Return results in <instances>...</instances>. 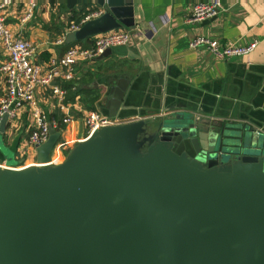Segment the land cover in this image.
Wrapping results in <instances>:
<instances>
[{
	"label": "water",
	"instance_id": "1",
	"mask_svg": "<svg viewBox=\"0 0 264 264\" xmlns=\"http://www.w3.org/2000/svg\"><path fill=\"white\" fill-rule=\"evenodd\" d=\"M45 1L103 9L68 45L136 28L133 0ZM198 112L104 127L46 166L52 127L36 165L0 170V264H264V136Z\"/></svg>",
	"mask_w": 264,
	"mask_h": 264
},
{
	"label": "crops",
	"instance_id": "2",
	"mask_svg": "<svg viewBox=\"0 0 264 264\" xmlns=\"http://www.w3.org/2000/svg\"><path fill=\"white\" fill-rule=\"evenodd\" d=\"M133 1L136 28L123 29L132 31V45L116 48L102 60L79 63L75 81H56L67 90L65 103L76 105L73 123L62 125L58 99L48 90L38 89L44 111L60 122L61 139L51 155L54 165L62 164L87 136L83 102L96 99L97 111L109 117V108L124 91L119 117L112 119L125 114L119 120L128 122L149 116H177L197 109L205 118L248 126L264 136V0H222V12L199 23L191 21L192 8L199 0ZM27 4L28 0H17L8 11L6 24L14 34L34 45L35 63L40 65L61 58L71 47H90L96 36L87 43L71 45L66 43V37L74 32L71 26L80 29L92 12H104L92 3L68 10L65 3L52 5L43 0L34 16L25 20ZM197 36L216 39L223 45L245 46L257 41L258 46L248 56L224 59L205 48L191 49L189 44ZM59 40L63 43L59 44ZM6 58L0 49V65ZM72 82L80 90L74 97L77 89L70 92L66 87ZM30 124L27 110L14 128V139L22 134L15 165L37 162L36 149L25 146Z\"/></svg>",
	"mask_w": 264,
	"mask_h": 264
},
{
	"label": "built area",
	"instance_id": "3",
	"mask_svg": "<svg viewBox=\"0 0 264 264\" xmlns=\"http://www.w3.org/2000/svg\"><path fill=\"white\" fill-rule=\"evenodd\" d=\"M43 0H28L25 20H30ZM17 0H0V49L7 57L0 65V127L7 113L11 126L7 128L6 139L9 145L14 140L15 130L21 116L28 110L30 130L25 146L36 149L50 136L51 128L58 130L60 122L51 118L44 111L38 97V89L48 90L58 99V109L62 113V125L67 126L74 122L76 105L65 103L67 90L56 84L57 80L71 82L77 79L76 66L81 62H92L109 49L130 47L133 43V33L130 30H115L97 35L90 47L75 46L69 48L61 58H54L46 65L35 63L36 49L34 45L10 30L6 24L8 11L15 6ZM223 10L222 0H199L194 4L191 13L192 22H203L216 18ZM102 12H92L82 23L98 18ZM81 23V24H82ZM80 26H71L76 31ZM59 44L63 43L61 40ZM191 49L205 48L212 55L224 59L245 57L250 55L258 46L257 41L249 45L230 43L223 45L218 40L197 36L189 44ZM84 122L87 136L107 126L119 125L124 122L112 119L98 111H84ZM8 122V123H9ZM85 138V139H86ZM51 161L46 166L54 165ZM22 165V164H21ZM20 165V166H21ZM23 167H29L23 163ZM36 165V164H34ZM19 165L10 166L0 160V170L22 168Z\"/></svg>",
	"mask_w": 264,
	"mask_h": 264
},
{
	"label": "rangeland",
	"instance_id": "4",
	"mask_svg": "<svg viewBox=\"0 0 264 264\" xmlns=\"http://www.w3.org/2000/svg\"><path fill=\"white\" fill-rule=\"evenodd\" d=\"M9 139L7 140L6 137L0 135V152L1 154L9 159L11 164H15V154L10 151L9 147ZM24 165L18 166V167H23Z\"/></svg>",
	"mask_w": 264,
	"mask_h": 264
},
{
	"label": "trees",
	"instance_id": "5",
	"mask_svg": "<svg viewBox=\"0 0 264 264\" xmlns=\"http://www.w3.org/2000/svg\"><path fill=\"white\" fill-rule=\"evenodd\" d=\"M73 12H75V11H73ZM87 41H89V39H87L84 42H80V43H85V42L87 43ZM66 87H67V89L70 92L77 89L76 92L73 94V97L76 96V94L80 91V90H78L79 88H76V86H74L73 82H72V84L71 83H67V86ZM95 101H96V99H94V98H92V99L90 98V99L85 100L83 102L84 103V106H85V109L90 110V111H97L96 105L94 104Z\"/></svg>",
	"mask_w": 264,
	"mask_h": 264
}]
</instances>
